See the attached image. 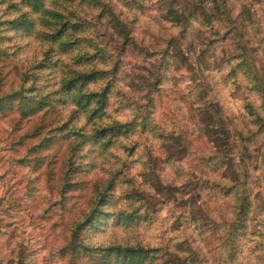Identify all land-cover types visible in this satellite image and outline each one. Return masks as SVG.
Returning <instances> with one entry per match:
<instances>
[{"label": "rangeland", "instance_id": "obj_1", "mask_svg": "<svg viewBox=\"0 0 264 264\" xmlns=\"http://www.w3.org/2000/svg\"><path fill=\"white\" fill-rule=\"evenodd\" d=\"M14 1L0 0V22L15 16ZM58 1L89 22L63 37L79 44L0 24V96L24 87L31 107L51 98L27 116L20 96L0 110V264H100L111 245L156 248L140 261L113 252L111 264H264V0H106L118 25L94 1ZM69 67L107 72L69 92ZM108 84L104 106L74 100ZM120 122L130 130L97 140ZM214 124L232 131L226 151ZM246 175L252 220L232 232L236 196L222 186ZM84 212L91 221L71 242Z\"/></svg>", "mask_w": 264, "mask_h": 264}, {"label": "trees", "instance_id": "obj_2", "mask_svg": "<svg viewBox=\"0 0 264 264\" xmlns=\"http://www.w3.org/2000/svg\"><path fill=\"white\" fill-rule=\"evenodd\" d=\"M89 2L94 1L95 7H99L101 12L108 13V10L110 11V22L113 25L119 24V18L116 13L112 11L110 7H108L106 0H88ZM47 2H52L49 5ZM8 8L11 9L13 12H16L14 17L12 19H7L5 21H1L0 24L7 25V27H10L12 30H19L25 34L28 35H36V37L40 40H55L60 41L61 44H64L65 46L71 45L74 46L76 44L80 43V40L78 38H75L73 41L68 40V38L63 39V37L68 33V31L72 32H81L83 31L88 25L89 22L85 18H81V15H79L75 10H73L69 5L64 4L58 0H19L11 2L10 5L8 4ZM173 9V8H172ZM206 10V9H205ZM205 10L203 9V14H205ZM102 13V14H103ZM175 13V14H174ZM170 14L173 16V22L180 25L182 21L184 20L182 17H180L178 11H171ZM211 16H207V19L205 18L204 21L211 22V20H208ZM38 25H41L38 27ZM46 26V27H45ZM45 28V29H44ZM46 42V41H44ZM87 42V41H86ZM95 41L90 38V42L88 43L92 45ZM96 47H98V44H95ZM65 51L68 49L63 48ZM85 57V56H84ZM84 57H79L78 62L80 63ZM252 68L254 69L256 66L252 63ZM234 72L236 71L235 68ZM232 69V71H233ZM107 71H101L97 69H93L90 71L85 70H75L72 67H69V71H67L62 79L61 84L63 87L71 92L73 88H75L77 85L81 89L85 87L91 80L95 81L104 76V74ZM80 83V86H79ZM108 90H109V84L102 90L96 93H82L79 96H74V100H76L77 104L79 106L86 107L91 103L92 99L96 98V102L100 104V106L105 105V100H107L108 96ZM25 88H21L18 90L13 91L12 93H9L5 96H0V110L6 111L8 109H11L12 101L15 97L20 96V106L18 107V110H20L22 116H27L30 114H35L41 108L45 107L46 105L50 106L51 104V98L50 95H43L41 98L37 100V103L34 107H31V101L34 99H31V97H28L25 93ZM49 99V102L47 101ZM37 109V110H36ZM129 124V123H127ZM120 123H115L114 125L107 126V127H101L98 128L95 137L98 141L101 140V138H105L108 136L111 131L113 133L123 134L124 131L127 132L130 130L129 125ZM124 127V128H123ZM84 129L83 125H76V128H73L72 131L74 134H76L78 137H83L84 133L82 130ZM125 129V130H124ZM208 132L214 131V138H216L219 134L221 136L226 135L224 138L226 141H223L224 150H228V147H230V139L231 137V130L226 125L225 127H222L220 125H210L207 126ZM263 130V129H261ZM218 132V133H216ZM257 132V130H256ZM259 133H261L259 131ZM257 134V133H256ZM251 140V139H250ZM50 141V139H46L44 142L38 144L39 147H42L47 144V142ZM244 143L248 141V138L244 137L241 139ZM220 142V141H218ZM242 142V143H243ZM243 146V145H242ZM244 152H246V147H243ZM215 150H218L217 147H215ZM219 157V163L221 167H223L224 164H227L228 158L225 156L223 158L222 156L217 154ZM227 168V167H226ZM225 168V169H226ZM223 178L228 179L229 177L227 175H223ZM183 176L178 177L177 179L181 180ZM185 178V177H184ZM82 181H80L79 184H81ZM252 180L250 179L249 175H246L244 180H229V183L222 186V189L226 193V195L234 194L236 196V200L233 202L234 206V213L236 215V219L240 220L239 222L236 220L229 221L227 223L230 226V230L232 232H237L238 230H242V232L246 233L245 229L249 228L250 222L252 220V211H253V200H252ZM72 186L71 181L65 180L63 185H61L59 188L61 190V193L64 194L65 191H68ZM110 186H112V183L108 184V187H101L100 185L97 186V196H109L108 189L110 190ZM81 187V186H80ZM157 187H161V185H158ZM245 189V193L242 194V191ZM243 195V197H242ZM96 211L92 212L95 213ZM243 216V218H242ZM91 214L88 217L86 213H83V217L81 219H76L73 222V225L70 229L71 233L69 235V238L71 242L73 240H76L79 236V233L82 232V230L85 228L86 224L91 221ZM222 224L226 225L225 221H222ZM262 230V229H261ZM259 232V231H257ZM85 249H89L90 247L87 245H83ZM78 248V245H77ZM92 249V248H91ZM103 252L99 253L98 260L100 264H111V254L114 252L116 255L120 256L123 255L124 259L126 258L127 254H132L133 259L138 257L137 259L140 261L141 257L143 259H146V256L150 255V252L155 251L156 248H147L145 246L139 245V246H124V245H111L108 247H101L100 248ZM94 250V249H93ZM158 250V249H157ZM138 254V256H137Z\"/></svg>", "mask_w": 264, "mask_h": 264}]
</instances>
